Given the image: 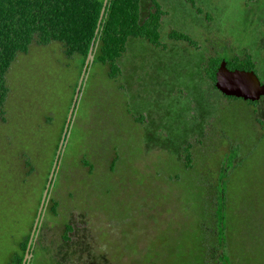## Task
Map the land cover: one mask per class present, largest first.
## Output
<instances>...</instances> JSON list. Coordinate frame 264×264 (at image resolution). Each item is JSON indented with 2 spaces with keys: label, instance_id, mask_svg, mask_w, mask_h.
<instances>
[{
  "label": "rangeland",
  "instance_id": "obj_1",
  "mask_svg": "<svg viewBox=\"0 0 264 264\" xmlns=\"http://www.w3.org/2000/svg\"><path fill=\"white\" fill-rule=\"evenodd\" d=\"M155 1L164 12L159 40L166 48L128 38L119 75L109 80L94 62L77 89L27 264H182L213 209L221 174L229 206L250 208L261 220L242 232L264 247V129L257 123L264 122V96L256 105L226 100L204 75L220 58L237 69L247 57L264 86V0H193L199 13L183 0ZM148 5L139 0L140 16ZM171 30L196 48L169 40ZM78 71L79 59L49 42L30 44L5 74L0 264L30 233ZM65 223L72 232L62 243Z\"/></svg>",
  "mask_w": 264,
  "mask_h": 264
},
{
  "label": "trees",
  "instance_id": "obj_2",
  "mask_svg": "<svg viewBox=\"0 0 264 264\" xmlns=\"http://www.w3.org/2000/svg\"><path fill=\"white\" fill-rule=\"evenodd\" d=\"M102 1L0 0V117L4 114L3 104L7 95L5 74L15 56L25 54L32 43L38 46H44L49 42L59 43L64 57L76 56L79 59V76L92 42L91 64L96 62L105 66L106 77L109 80H114L120 73L117 60L125 52L128 38L140 39L153 48L166 47L159 40L160 20L164 12L155 0H149L143 16L139 14V0H106L97 27ZM183 1L195 13H199L193 0ZM95 29L96 33H94ZM167 37L171 41L183 42L189 47L196 46L187 35L174 30H171ZM220 60L210 63L204 70L205 78L211 84L214 81L215 67ZM243 61L241 65L244 67L237 69L251 71L253 63L250 59L246 57ZM227 68L234 70L228 67V62ZM225 99L239 100L230 97ZM246 104L255 105L256 102L246 101ZM261 128L264 129V124ZM189 150L190 146L183 148L185 169L190 168ZM234 160L233 157L230 158L231 162ZM23 164L29 165L25 159ZM82 164L84 165L85 162ZM224 176L226 175L221 174L217 192L213 194L211 213H204L206 220L205 224L201 223L199 229L201 236L194 243L193 250L188 252L189 260L184 259L182 264H264V247L256 246L254 242L257 240V235L246 237L242 232L251 225L254 227V224H260L261 220L250 208L237 209L229 206L230 200L224 191L226 189ZM49 210L53 212L54 206ZM240 216L241 221H239ZM239 223L245 229L242 227L240 230ZM68 230L67 228L65 231V240L68 239ZM28 236H24L18 244V251L12 254L7 264H21Z\"/></svg>",
  "mask_w": 264,
  "mask_h": 264
},
{
  "label": "water",
  "instance_id": "obj_3",
  "mask_svg": "<svg viewBox=\"0 0 264 264\" xmlns=\"http://www.w3.org/2000/svg\"><path fill=\"white\" fill-rule=\"evenodd\" d=\"M106 4V0L102 1V7L99 12L98 20L96 26L98 27V24L100 22V19L103 14V10ZM96 33V29L94 31ZM92 42L88 48L86 57L84 59L78 81L76 84V89L74 91V96L72 98V104L70 106V109L68 111L64 126L61 131L59 144L56 148L50 170L48 172V176L46 179V183L44 186V190L42 193V196L39 200V204L37 207L36 215L26 242L23 258L21 261V264H27V260L29 257V249L31 242L36 234L37 227L41 221V217L44 212L45 204L47 202V191L49 186L52 183V176L54 175V171L56 169V166L59 162V154L61 151L62 144L65 142L68 136V131L70 128V124L72 121V114H73V103L76 100V93L77 89L80 87L82 80L85 76V73L89 66L91 65L93 56H92ZM214 89L221 94L224 97H230L234 99H239L242 101H248V102H257L261 97L264 96V86L259 82L256 75L253 73V71H244L239 69L229 70L225 66L224 61H220L217 68L214 72V83H213Z\"/></svg>",
  "mask_w": 264,
  "mask_h": 264
},
{
  "label": "flooded vegetation",
  "instance_id": "obj_4",
  "mask_svg": "<svg viewBox=\"0 0 264 264\" xmlns=\"http://www.w3.org/2000/svg\"><path fill=\"white\" fill-rule=\"evenodd\" d=\"M189 47V46H188ZM166 48V47H165ZM164 48V49H165ZM192 49H195L196 47H191ZM221 60L220 61H224L225 62V66H226V68H227V61H225L223 58H220ZM219 61V62H220ZM219 62H218V64H219ZM218 66V65H217ZM217 66L215 67V69L217 68ZM228 69V68H227ZM213 83H214V81H213ZM213 83L211 84V82H209V84H210V86H212V88L214 89V87H213ZM215 90V89H214ZM216 91V90H215ZM221 95V94H220ZM222 96V95H221ZM223 98H227V97H224V96H222ZM245 102V101H244ZM258 103V101L256 102V104ZM255 104V105H256ZM254 105V104H253ZM72 122V121H71ZM257 123L260 125V126H262L263 124H264V122H262V121H259V120H257ZM71 125V124H70ZM190 148H191V146H190ZM60 161H61V159L59 160V164H60ZM80 164L81 165H83L82 164V162H85V164L83 165V166H88V164H87V162L83 159V158H81L80 159ZM58 172V171H57ZM50 197V196H49ZM48 200H49V198H48ZM48 200H47V202H48ZM47 202H46V204H45V208H44V212H45V209H46V205H47ZM51 206H54V210H53V212H52V214H54L55 213V209H56V206H57V204L55 203V202H53L51 205H50V207ZM50 207H49V209H50ZM48 209V210H49ZM50 211V210H49ZM44 212H43V215H44ZM43 215H42V217H41V221H42V218H43ZM41 221H40V223H39V225H38V227H37V230H36V234H35V236H39V233L41 232V230H40V225H41ZM69 229L68 231H69V233H68V239H64V236H65V231H66V229ZM72 232V226L69 224V223H65L64 225H63V229H62V235L60 236V239H61V242L62 243H67V242H69L70 241V237H69V235H70V233ZM41 234V233H40ZM37 237H36V240H37ZM39 245L40 246H43V247H47L48 245H43V243H42V240L41 239H39Z\"/></svg>",
  "mask_w": 264,
  "mask_h": 264
}]
</instances>
